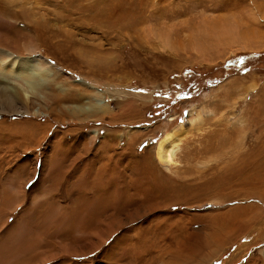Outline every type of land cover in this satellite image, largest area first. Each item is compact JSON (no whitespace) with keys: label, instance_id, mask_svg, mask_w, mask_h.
<instances>
[{"label":"rangeland","instance_id":"rangeland-1","mask_svg":"<svg viewBox=\"0 0 264 264\" xmlns=\"http://www.w3.org/2000/svg\"><path fill=\"white\" fill-rule=\"evenodd\" d=\"M0 49L58 73L21 87L30 115L0 109V202L44 174L74 215L48 264H264V0H0Z\"/></svg>","mask_w":264,"mask_h":264},{"label":"bare ground","instance_id":"bare-ground-1","mask_svg":"<svg viewBox=\"0 0 264 264\" xmlns=\"http://www.w3.org/2000/svg\"><path fill=\"white\" fill-rule=\"evenodd\" d=\"M0 56H3L4 58H6L5 62H0V109L18 111V109L20 108L23 113L30 115V113H31L30 109H29V107H27V102L29 101V99L27 97L25 98L23 96L24 94H22V91L20 90L21 87L26 86L27 84H31V85H35V86L36 85L42 86L46 83L53 82L54 77H56L55 75H57L58 73L53 71V68L49 67L50 65L45 66V68H44L43 64H39L37 61L36 62L38 64H35V65H36V67L37 66L38 67L36 68L37 69L36 72H34V70H32L33 68L29 67V65L31 64V63H29L30 61L35 62V60L33 61L34 58L33 59H30V58H23L22 59V57H20L19 55L15 54L11 51H8V50L4 51V50L0 49ZM43 60H45V59H43ZM45 62H46V60H45ZM5 79H13L14 81H16L18 83V85L14 86L12 89H9V87H8L9 85L7 86L5 84V81H4ZM85 85L88 86L86 83H85ZM97 91L98 90H96V92ZM69 95H71V94H69ZM98 96H100V95L98 93H96L95 104L102 106L103 110L106 111L107 110L106 105L103 103L102 98L99 99ZM67 97H69V96L68 95L64 96V99H67ZM40 98L42 99L43 97L40 96ZM43 99H45V98H43ZM43 101L46 102L45 100H43ZM17 106H20V107H17ZM73 108L75 111H78L80 114L83 113V115L88 113V111H89V109L86 108L85 106H76ZM88 116H90V115H88ZM0 124H2V123H0ZM4 134H7L8 136L11 137V133L9 130L7 131V133H4L3 131H1L0 132V140H1V137L3 138ZM93 134L96 135L95 138L99 137V136H97L98 134L96 132ZM184 134H185V131L183 129H178L177 131H174V132L169 133V134L164 136L162 141H160L158 143V146H157L156 156H157V159L159 160V162H162L165 164L175 163V161H174L175 160L174 159L175 150L174 149L176 148L178 143L181 141V139L185 136ZM75 137H77V136H75ZM17 138H21V136L19 135V136H17ZM15 140L16 139H14V141ZM17 148H18V144H17V146H14L13 149H11V150L13 151V150H16ZM2 159H3V157H2ZM6 161H7V159H6ZM33 162H35V161H33ZM3 163H5V162H3ZM34 171H36L35 167H34ZM34 171L32 173H34ZM20 172H22V171L20 170ZM48 174L51 175V173H48ZM29 177H28V179H29ZM45 177L46 176H44V174L43 175L41 174L40 181L36 184L37 185L36 190L35 189H33L32 191L29 190L30 192H28V194L18 192V190L21 189V187L18 188L16 186L10 185L11 181L8 184V183H6L7 181L6 182L4 181L6 179L3 180V183L1 186L3 188H5L6 186H8V187L6 188L7 190H4V191L2 190L3 191V195H1L2 196L1 197L2 202H0V204H1L0 205V261L1 260L10 261V259H12V260H14L15 264H48L49 261L54 258V257H49V255H48L49 244L52 241H54L55 238H59L65 234V233L61 234V231L59 229L60 228L63 229L64 224H66V223L69 224L70 219L72 220L74 218V215L72 214V211L70 208L69 209H70L71 213L67 212L66 211L67 209L65 210V208H63V207L53 208L54 205L50 204L51 201H49L47 198L48 194L46 192L48 190L45 191V188L47 186H45V188H44V184L47 182L46 181L47 178H45ZM28 179L26 180L25 183H23L24 186H25V184H27ZM51 181H52V179H51ZM21 184L22 183H20V185ZM34 190L37 192H40V194L38 193L40 195L38 199H35V197L33 196V194L35 192ZM21 191H23V190H21ZM24 192H26V191L24 190ZM30 195H32L33 197ZM41 198L44 200V202H43L44 205L43 204L41 205L39 203L40 205L37 206L35 201L39 200V199H40L39 201H41ZM56 204L58 205V203H56ZM22 205H24L26 207L25 212H24L26 214H23L22 217H20L18 220L16 219L17 221H15V222L13 221L12 225L8 224L10 217L8 219H6L7 221H4L5 215H6V209L5 208H7V210L8 209L13 210V209L18 208ZM260 209H263V211H264L263 207H261ZM25 219H28V222H31V224L32 223L34 224V222H38V223L43 222V220L45 219V221H47V223L49 225L46 227L43 224L39 225L33 231V234H35V236L33 234H31L32 230H30V228H31L30 226H29L28 230L26 228H25L26 229L25 230L24 227L22 226L24 229V230L22 229L23 231H29V230L30 231H29V234L26 232L28 234L27 239L26 238L23 239L20 236V238L23 240H19L20 238H18V237H19V234H21L20 231H22L21 228L19 227V225L21 224V222L23 223V220L26 222ZM237 220H238V218H237ZM25 226H26V224H25ZM40 227H43L44 229L42 231L38 230ZM34 228H35V226H34ZM69 231L71 234L72 233L71 229L66 231V233H68ZM78 233H82V231H79ZM16 236H18L17 237L18 240L16 239ZM48 237H52L50 242H48ZM229 238L230 237H228L227 239H229ZM98 241L99 242L96 241L97 244H101V240L98 239ZM93 245H94V243H93ZM59 247H61V243H60ZM82 248L83 247L81 245H77L75 242L71 241V243H66L65 245L62 246L61 253L62 254H73V253H76V251L78 249H79V251L82 250ZM12 253H14V255H10ZM11 264H13V262H11Z\"/></svg>","mask_w":264,"mask_h":264}]
</instances>
